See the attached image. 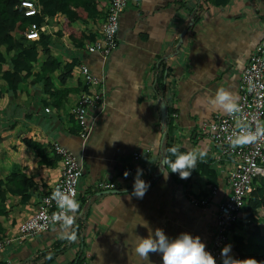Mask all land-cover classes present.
Instances as JSON below:
<instances>
[{
    "label": "crops",
    "instance_id": "0c3cea01",
    "mask_svg": "<svg viewBox=\"0 0 264 264\" xmlns=\"http://www.w3.org/2000/svg\"><path fill=\"white\" fill-rule=\"evenodd\" d=\"M217 1L128 0L119 20L118 46L107 59L84 52L71 54L70 42L62 39L68 52L57 50L62 60H79L66 83V88L77 91L67 102L75 105L83 89L78 65L85 64L104 82V105L97 111L100 113L86 142L77 133L66 131L68 115L52 107L41 83L28 95L15 99H10L0 85V157L9 154L16 158L23 139L47 147L58 142L82 167L76 242L62 239V226H53L21 245L1 250L0 264H75L77 260L79 264H143L132 243L134 234H148L137 225L138 214L170 238L186 232L209 244L217 205L227 194L225 178L231 167L219 159L209 139L199 133V126L224 114L210 111L209 100L219 87L238 96L241 71L264 39V0H225L222 5ZM57 26L59 29L60 23L47 32L56 27V33ZM86 29L94 33L98 27L89 23ZM169 118L174 120L172 139L180 150L199 148L207 152L199 163L208 165L218 178V193L208 207L190 202L209 193L211 185L206 176L182 180L163 167ZM10 130L17 137L15 147L9 141ZM113 138L120 141L111 142ZM134 153L141 155V178L151 185L143 199L130 196L134 181L119 180ZM60 167L58 160L53 167L42 166L33 174L35 186L27 203L10 197L3 236L17 234L40 198L59 179ZM100 182H113L115 188L100 191ZM237 226L231 237L248 229L243 224ZM149 258L153 264H162L160 253H151Z\"/></svg>",
    "mask_w": 264,
    "mask_h": 264
},
{
    "label": "trees",
    "instance_id": "16d2710c",
    "mask_svg": "<svg viewBox=\"0 0 264 264\" xmlns=\"http://www.w3.org/2000/svg\"><path fill=\"white\" fill-rule=\"evenodd\" d=\"M20 1L0 0V85L5 88L10 99H15L20 95H28L37 83H41L43 92L50 97L52 107L63 109L68 115L66 121L69 127L66 131L76 134L78 130L73 110L86 89L83 87L78 92L75 105L67 102L69 95L77 91L66 88V83L73 77V69L79 60L73 57L70 63L65 62L57 50L68 53L62 42L66 37L72 46L70 53H82L86 44L93 42L97 36L84 26L105 19L109 0H32L41 10L39 15L30 18L17 9ZM224 3L225 0L216 2L217 5ZM57 16L61 17V21L56 33H41L36 42L28 41L23 36L30 24L48 26L45 19L49 21ZM87 94L92 95L93 90H88ZM43 106L46 107L45 104ZM173 122L169 118L166 126L164 161L170 157L168 149L175 146L172 139ZM8 133L9 141L15 147L17 137L14 131ZM57 161L50 147L31 139L20 142L16 158L9 154L0 157V240L5 238L4 225L9 218L6 206L10 203V197H19L21 203H27L35 186L33 174L42 166L53 167ZM163 167L171 176L174 175L165 162ZM195 175L206 176L211 186L218 184L216 173L199 161L191 177ZM242 211L232 231L239 227V223L248 229L243 230V238L235 234L231 237V255L235 259L254 258L264 262V178L253 181V190ZM75 264H79L78 260Z\"/></svg>",
    "mask_w": 264,
    "mask_h": 264
},
{
    "label": "built area",
    "instance_id": "2783aa9c",
    "mask_svg": "<svg viewBox=\"0 0 264 264\" xmlns=\"http://www.w3.org/2000/svg\"><path fill=\"white\" fill-rule=\"evenodd\" d=\"M141 0H137L140 2ZM128 5V0H109L106 9L105 19L101 22L96 39L86 44L82 52L97 54L103 59H107L118 46L117 33L119 20ZM25 17H35L40 14V7L32 0H21L18 7ZM48 22V19H45ZM48 26H38L36 23L29 25L23 36L28 41H39L41 33H48ZM82 79L84 90H93L92 95L83 91L78 104L73 110L79 138L86 142L94 128L96 119L100 113L97 112L104 105V82L100 77H96L85 64L77 67ZM238 97L241 112L236 116L223 114L214 116L209 123L199 126V133L205 135L211 142L212 147L217 152L219 159L230 164L225 183L227 194L217 205L215 213V226L212 238L206 246L216 260V264H222L221 249L231 244L232 227L238 220V215L243 213V207L253 190V181L264 178V139L255 144L246 145L233 149L228 141V137L235 130L237 119L247 122L255 128V120L264 123V39L255 47L248 63L240 74L238 83ZM49 108H44L45 113H50ZM50 150L57 156L60 167L59 179L40 198L34 213L19 228L17 234L5 237L0 240V251L12 245H21L25 240H29L48 232L53 226L49 218L53 213L59 212L57 203L52 199L54 189L59 186L65 192L75 191V198L78 197V187L82 176V167L79 160L73 153L58 142H53ZM141 162V155L134 153L123 170L120 181H134L137 168ZM129 175L125 178L124 173ZM115 188L113 182H100L97 189L100 191H110ZM218 187L210 186L209 193L205 196L194 199L190 202L200 207H208L211 200L217 195ZM232 251V249H231ZM80 264H85L82 262Z\"/></svg>",
    "mask_w": 264,
    "mask_h": 264
},
{
    "label": "clouds",
    "instance_id": "9594fccd",
    "mask_svg": "<svg viewBox=\"0 0 264 264\" xmlns=\"http://www.w3.org/2000/svg\"><path fill=\"white\" fill-rule=\"evenodd\" d=\"M209 105L210 111H220L230 116H236L241 112L239 97L224 87H219L216 90L215 96L209 100ZM261 139H264V123L259 120H255V128L253 129L251 124L237 119L235 130L228 137L229 144L233 149L255 144ZM116 141L120 140L113 138L111 142ZM168 153L170 157L164 162L170 168V172L178 174L182 180L189 179L192 171L196 168L197 162L203 161L207 155L205 150L199 148L181 152L179 145L170 147ZM128 175V172L124 173L125 178ZM142 176L143 170L137 168L132 185L133 191L130 194L131 197L136 199H143L151 187L150 182L143 180ZM164 179L167 180L168 175ZM75 196V191L65 192L57 186L52 193V199L56 201L59 212L53 213L49 218V222L53 225L60 224L62 226L61 238L70 243H74L78 239L74 225L76 223V213L80 210V204ZM138 216L140 223L137 225L145 228L148 234L146 237L134 234L132 243L135 254L143 264H153L149 258L151 253L162 254V264H216L215 258L206 250V245L199 236L182 232L175 238H170L162 228L153 229L146 219L139 214ZM231 249L230 244L221 249L222 264H264V262L257 261L254 258L235 259L231 255ZM100 260L102 261V257Z\"/></svg>",
    "mask_w": 264,
    "mask_h": 264
},
{
    "label": "rangeland",
    "instance_id": "374dc122",
    "mask_svg": "<svg viewBox=\"0 0 264 264\" xmlns=\"http://www.w3.org/2000/svg\"><path fill=\"white\" fill-rule=\"evenodd\" d=\"M59 23H60V17H59V16H57L56 18L50 20V21L48 22V30H49V28H52L51 26H52L53 24L58 25ZM92 24H93V23H92ZM100 24H101V20L97 21V22H96L95 24H93V25L96 26V27H98ZM87 26H88V24L85 25L86 28H87ZM57 29H58V26H57ZM51 30H53V31L55 30V31H56V27H55V28L53 27V29H51ZM53 31H51V34H54ZM17 111H18V110H17ZM18 112H19V111H18ZM239 224H240L241 227H242V223H239ZM235 236H238V237H240V238H243V237H244V235H243L242 232H236Z\"/></svg>",
    "mask_w": 264,
    "mask_h": 264
},
{
    "label": "water",
    "instance_id": "95a60500",
    "mask_svg": "<svg viewBox=\"0 0 264 264\" xmlns=\"http://www.w3.org/2000/svg\"><path fill=\"white\" fill-rule=\"evenodd\" d=\"M162 163H164V160H163V162Z\"/></svg>",
    "mask_w": 264,
    "mask_h": 264
}]
</instances>
